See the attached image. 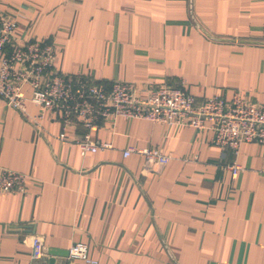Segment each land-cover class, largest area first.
<instances>
[{
	"label": "crops",
	"instance_id": "obj_1",
	"mask_svg": "<svg viewBox=\"0 0 264 264\" xmlns=\"http://www.w3.org/2000/svg\"><path fill=\"white\" fill-rule=\"evenodd\" d=\"M0 17L15 21L14 43L51 42L60 73L129 82L140 96L168 84L264 103V0H0ZM87 132L46 111L38 132L0 97V176H27L23 191L0 189V264H264V144L234 154L207 128L116 117L90 132L112 148L91 152L77 143ZM126 148L169 160L144 172ZM80 242L95 263L48 254Z\"/></svg>",
	"mask_w": 264,
	"mask_h": 264
},
{
	"label": "built area",
	"instance_id": "obj_2",
	"mask_svg": "<svg viewBox=\"0 0 264 264\" xmlns=\"http://www.w3.org/2000/svg\"><path fill=\"white\" fill-rule=\"evenodd\" d=\"M16 23L12 18L0 17V97L5 104L17 110L40 132L43 112L57 117L63 126L80 119L88 132L77 143L82 151L95 152L112 148L108 141L93 140L91 133L106 119L142 118L168 125H185L207 128L212 142L229 148L237 154L244 142L264 144V103L256 104L235 93L230 100L219 96L201 100L186 92L182 85L160 84L147 89L145 96L137 94L135 86L125 81L95 82L81 74H64L53 68L55 49L51 42L26 41L14 43ZM13 48L5 53V47ZM26 88L30 89L27 94ZM28 104L40 108L31 115ZM136 152L143 156V171L158 172L169 160L159 149L126 148L123 155ZM232 176L242 170L235 160L227 165ZM27 176L20 172L2 170L0 189L23 191ZM31 254L34 259L45 251L39 234L31 237ZM68 256L95 263L87 253V246L74 243Z\"/></svg>",
	"mask_w": 264,
	"mask_h": 264
},
{
	"label": "water",
	"instance_id": "obj_3",
	"mask_svg": "<svg viewBox=\"0 0 264 264\" xmlns=\"http://www.w3.org/2000/svg\"><path fill=\"white\" fill-rule=\"evenodd\" d=\"M48 254L51 256V257H55V256H68V250H60V249H48ZM54 258H50L49 259V264H53L54 263Z\"/></svg>",
	"mask_w": 264,
	"mask_h": 264
}]
</instances>
